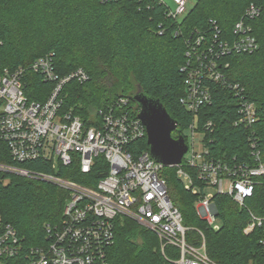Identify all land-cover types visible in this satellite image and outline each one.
<instances>
[{
    "label": "trees",
    "instance_id": "trees-1",
    "mask_svg": "<svg viewBox=\"0 0 264 264\" xmlns=\"http://www.w3.org/2000/svg\"><path fill=\"white\" fill-rule=\"evenodd\" d=\"M144 1L0 0L1 65L10 70L27 68L40 58L52 56L60 76L84 69L89 81H72L64 87L62 111L78 115L86 128L98 125L99 111L114 106L120 98H128L130 103L123 110L117 108V112L131 111L138 117L140 107L133 97L141 91L160 100L179 131L184 132L194 119L180 103L185 94L180 68L186 60V39L198 32L209 34L214 25L222 33H230L246 9L255 5L261 10L260 16L250 23L259 49L253 54L229 56L227 76L264 109V0H198L180 22L169 19L158 0ZM178 27L181 34L176 35ZM24 84L30 101L45 102L53 89V84L44 82L39 73L31 70H26ZM211 89L214 101L202 108L199 118L200 122L211 120L216 124L214 133L208 136L216 141L209 148L214 156L238 155L239 160L245 161L252 131L233 126L238 100L219 84L213 83ZM254 128L264 162V115ZM130 150L135 155L150 151L147 135L132 144ZM23 166L89 186L108 173L102 157L96 160L90 175H83L78 165L56 170L39 162ZM162 177L183 216L184 226L205 235L212 260L218 264H264L260 229L244 232L250 222L246 210L228 196H216L220 230L214 231L198 217V197L184 188L177 168L165 167ZM1 179L2 220L17 229L27 247L44 246L45 225L61 223L68 192L54 184L20 176L6 175ZM247 204L253 208V200ZM187 241L198 245L200 237L190 230ZM169 251L176 252L174 248H167L168 254ZM109 259L111 264H171L164 259L157 237L130 219L117 220L116 244Z\"/></svg>",
    "mask_w": 264,
    "mask_h": 264
},
{
    "label": "built area",
    "instance_id": "built-area-1",
    "mask_svg": "<svg viewBox=\"0 0 264 264\" xmlns=\"http://www.w3.org/2000/svg\"><path fill=\"white\" fill-rule=\"evenodd\" d=\"M158 1L165 6V15L175 22L186 17L194 6L192 0H172L176 8L171 10L163 0ZM260 12L257 6L250 5L232 32L222 33L214 25L209 34L198 32L186 39V60L180 68L185 94L180 103L194 119L188 127L191 138L180 132L188 152L176 168L184 188L198 197L197 215L208 228L220 230L215 197L228 196L249 214L250 222L244 232L260 229L259 244L264 253V162L254 128L264 109L227 76L229 56L253 54L259 49L250 20L259 17ZM26 70L39 73L44 82L53 84L45 102L30 101L26 96ZM72 81L84 84L89 75L78 68L60 76L52 56L14 70L3 68L0 61V180L6 175L20 176L51 183L68 192L61 223L45 225L44 246L27 247L17 229L4 223L0 216V264H111L109 252L116 244L118 219H130L151 231L168 263L218 264L208 255L203 232L184 226L183 216L162 177L165 166L150 151L135 155L130 150L132 144L147 135L139 115L117 112V108L128 107L130 100L120 98L114 106L100 110V123L86 128L78 115L62 111V92ZM213 83L232 91L238 100L233 126L252 131L245 161L239 160L238 155L214 156L209 148L216 141L208 137L216 124L211 120L200 122L199 118L202 108L214 101ZM174 133L173 137L178 138V133ZM99 157L108 165V173L94 186L23 166L39 162L56 170L78 165L83 175H90ZM249 199L253 200V208L247 204ZM190 230L199 235L198 245L187 241ZM167 248L176 252L168 254Z\"/></svg>",
    "mask_w": 264,
    "mask_h": 264
},
{
    "label": "water",
    "instance_id": "water-1",
    "mask_svg": "<svg viewBox=\"0 0 264 264\" xmlns=\"http://www.w3.org/2000/svg\"><path fill=\"white\" fill-rule=\"evenodd\" d=\"M133 100L139 105V119L146 127L151 156L165 167H176L188 152V145L180 135L178 124L163 103L139 91ZM178 133V138L173 133Z\"/></svg>",
    "mask_w": 264,
    "mask_h": 264
},
{
    "label": "rangeland",
    "instance_id": "rangeland-1",
    "mask_svg": "<svg viewBox=\"0 0 264 264\" xmlns=\"http://www.w3.org/2000/svg\"><path fill=\"white\" fill-rule=\"evenodd\" d=\"M167 5L168 7L171 9V10H175L176 6L175 4L172 2V0H163ZM198 0H192V4H195ZM176 132L174 133V136H176ZM183 134L189 138H191L192 136V132L191 130H188L186 129ZM206 193L208 192V190L205 191Z\"/></svg>",
    "mask_w": 264,
    "mask_h": 264
}]
</instances>
